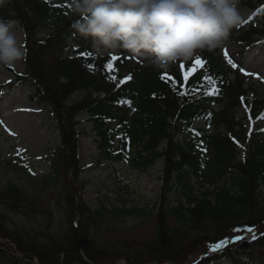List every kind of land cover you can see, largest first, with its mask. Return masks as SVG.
Wrapping results in <instances>:
<instances>
[{"label":"trees","instance_id":"obj_1","mask_svg":"<svg viewBox=\"0 0 264 264\" xmlns=\"http://www.w3.org/2000/svg\"><path fill=\"white\" fill-rule=\"evenodd\" d=\"M0 18L25 31L27 71L16 77L29 85L32 102L51 110L61 139L45 176L0 162V170L25 175L0 183V264H109L119 257L132 264L176 262L202 242L229 238L240 224H260L261 232L198 264L222 258L246 264L244 257L264 255V125L246 134L236 121L242 106L262 119L264 100L248 98L243 77H230L234 68L223 55L205 50L202 66L193 59L167 70L135 63L123 49L98 56L92 39L72 27L78 17L70 0H0ZM255 18L263 30L246 28L248 23L231 34L244 44L263 35L264 7ZM38 25L46 30L38 32ZM82 114L93 122L99 149L116 161L145 170L162 159L156 234L133 252L111 242L109 223L118 212L135 216L144 210L94 208L82 196L75 140Z\"/></svg>","mask_w":264,"mask_h":264},{"label":"rangeland","instance_id":"obj_2","mask_svg":"<svg viewBox=\"0 0 264 264\" xmlns=\"http://www.w3.org/2000/svg\"><path fill=\"white\" fill-rule=\"evenodd\" d=\"M258 7H264V0H239L238 11L241 15V23L235 28L249 23L246 28L254 25L256 29L263 30V24L255 18ZM37 28H39L38 32L46 30L44 25H38ZM13 31L26 52L25 31L15 22ZM214 50L216 55H223L227 62L229 58L234 62L236 67L228 63L229 69L234 68L230 77L235 79L237 74L243 77L248 98L264 100V34L255 35L249 44H244L238 40L237 35L230 32L223 46ZM204 51H200L191 60L197 56L201 57ZM250 53L254 54L255 58L253 62L247 63ZM132 57L135 63L151 66L144 57L134 55ZM181 62L186 63L183 60ZM26 65L24 58L11 67L0 66V122H2L0 123V162L11 161L24 167L31 174L45 176L50 171L48 157L61 143V139L51 110L32 102L29 97V85L16 80L15 73H25ZM220 108L221 106L217 107ZM77 120L79 121L75 126V140L80 165L78 184L83 187L81 190L83 198L94 208L106 206L115 209L126 206L128 209L136 207L144 210L141 215L135 216L118 212L119 217H115L113 222L109 223L114 232L110 235L111 242L119 246H128L130 252H133L139 244L152 239L156 234V212L153 208L161 196L162 159H158L145 170L133 167L128 161H116L110 154L99 149V137L88 115L82 114ZM236 121L242 123L246 134L256 130L258 124L264 125V118H255L250 106H242L237 110ZM196 126L203 127L204 123L196 121ZM210 130L214 131L212 127ZM219 131L227 133L224 127ZM181 138L180 135L177 136V139ZM164 146L165 143H162L160 149ZM17 171L0 170V183L19 177L24 180V173L20 174ZM205 187L213 189L215 186ZM13 218L19 222L18 218ZM6 220L7 223L10 222L9 219ZM55 220L57 221L58 217ZM260 232V224H240L235 228V234L226 240L214 243L202 242L188 252L182 261H149L144 264H198L205 257L222 254L225 249L240 246L242 240L254 238ZM237 236L241 239L237 240ZM263 256L251 259L244 257L242 260L246 261V264H263ZM109 264L132 263L124 257H119ZM213 264H231V262L222 258Z\"/></svg>","mask_w":264,"mask_h":264},{"label":"clouds","instance_id":"obj_3","mask_svg":"<svg viewBox=\"0 0 264 264\" xmlns=\"http://www.w3.org/2000/svg\"><path fill=\"white\" fill-rule=\"evenodd\" d=\"M239 0H70L78 19L72 27L92 39L105 56L120 49L148 60L156 70L187 62L203 50L222 47L241 23ZM0 18V66L26 57L13 31Z\"/></svg>","mask_w":264,"mask_h":264},{"label":"snow or ice","instance_id":"obj_4","mask_svg":"<svg viewBox=\"0 0 264 264\" xmlns=\"http://www.w3.org/2000/svg\"><path fill=\"white\" fill-rule=\"evenodd\" d=\"M69 6H70V5H69ZM87 54L90 55V53H87ZM225 55H227V53H225ZM117 58H118V57H114V59H117ZM195 63H196L197 65H201V66H202L204 62L200 59L199 56H197V57L195 58ZM228 63H229V64H232L233 67H236V65L234 64V62H233L230 58L228 59ZM107 67H108V69L111 70L112 67H113V64H112V63H109V64L107 65ZM180 67L183 68L184 66L181 64ZM241 71H243V69H241ZM112 78L115 79V77H112ZM184 78H185V79L188 78V73H185V74H184ZM130 79H131L130 76H129V77H126V78H125V81L130 80ZM185 94H187V93H185ZM213 94H214V93H213ZM121 102L124 103L125 101H121ZM127 103L130 104L131 102H130V101H127ZM261 118H264V117H261ZM0 123H2V122H0ZM236 239L239 240V239H241V237L237 236ZM221 244H222V242H221Z\"/></svg>","mask_w":264,"mask_h":264},{"label":"bare ground","instance_id":"obj_5","mask_svg":"<svg viewBox=\"0 0 264 264\" xmlns=\"http://www.w3.org/2000/svg\"><path fill=\"white\" fill-rule=\"evenodd\" d=\"M241 16V15H240ZM254 58H255V56H254V54H252V53H250V55L248 56V59H247V63H251V62H253L254 61Z\"/></svg>","mask_w":264,"mask_h":264}]
</instances>
